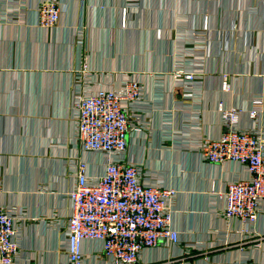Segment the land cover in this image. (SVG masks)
Wrapping results in <instances>:
<instances>
[{"label": "crops", "instance_id": "obj_1", "mask_svg": "<svg viewBox=\"0 0 264 264\" xmlns=\"http://www.w3.org/2000/svg\"><path fill=\"white\" fill-rule=\"evenodd\" d=\"M41 1L0 0V206L23 217L15 264H69L56 222L70 213L74 167L105 170L103 154L74 140L73 73L85 59L92 90L140 81L124 156L145 182L176 191L178 242L143 249L138 264H264V203L251 224L222 214L227 184L246 170L207 163L199 151L232 108L238 126L264 140V0H58L50 28L37 23ZM81 249L84 264H111L100 240Z\"/></svg>", "mask_w": 264, "mask_h": 264}, {"label": "built area", "instance_id": "obj_2", "mask_svg": "<svg viewBox=\"0 0 264 264\" xmlns=\"http://www.w3.org/2000/svg\"><path fill=\"white\" fill-rule=\"evenodd\" d=\"M58 0H43L36 8L39 26L50 28L60 19ZM194 73L176 69L175 76L193 79ZM94 79L86 59L73 73L71 108L75 144L84 153H101L105 170L99 177L88 173L83 161L74 167V182L67 199L70 213L64 225L69 264H84L85 240H100L103 256L111 264H138L143 249L178 242L173 226L176 191L143 180L142 167L125 158L128 135L138 123L133 104L142 96L140 81L122 80L117 86L90 89ZM227 88V81L223 84ZM239 109L223 111L222 131L216 139H204L199 151L210 164L238 163L247 178L227 184L223 216L254 223L264 203V140L256 129L238 126ZM257 111H250L253 118ZM113 156H115L113 158ZM23 219L14 207L0 206V264H15L18 245L16 223ZM259 239H264L260 236Z\"/></svg>", "mask_w": 264, "mask_h": 264}, {"label": "rangeland", "instance_id": "obj_3", "mask_svg": "<svg viewBox=\"0 0 264 264\" xmlns=\"http://www.w3.org/2000/svg\"><path fill=\"white\" fill-rule=\"evenodd\" d=\"M225 80H226V77H225L224 80H223V84H224Z\"/></svg>", "mask_w": 264, "mask_h": 264}]
</instances>
